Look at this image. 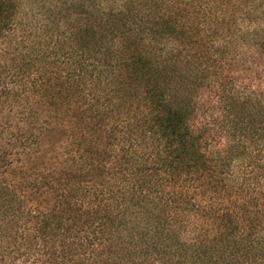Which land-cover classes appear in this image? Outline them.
Here are the masks:
<instances>
[{"label": "rangeland", "instance_id": "rangeland-1", "mask_svg": "<svg viewBox=\"0 0 264 264\" xmlns=\"http://www.w3.org/2000/svg\"><path fill=\"white\" fill-rule=\"evenodd\" d=\"M12 1L0 264H264L262 156L239 149L227 167L249 192L219 185L211 161H163L155 119L169 109L143 100L185 109L214 158L252 142L264 130V0ZM140 52L151 85L129 73Z\"/></svg>", "mask_w": 264, "mask_h": 264}, {"label": "trees", "instance_id": "trees-1", "mask_svg": "<svg viewBox=\"0 0 264 264\" xmlns=\"http://www.w3.org/2000/svg\"><path fill=\"white\" fill-rule=\"evenodd\" d=\"M13 3L14 2L12 0H0V36L5 31V29L8 28V24L10 23V18L14 17L13 14H15L14 12L15 4ZM127 21L128 19L124 20V23H127ZM139 55H140L139 59L142 60L143 64L141 63L138 65L139 67L142 66V68L136 70L135 66H133V68H130L129 73L132 74L134 77L142 76V80H140V85L142 81H144L146 85H151L148 79L150 78L149 73L150 71H152V65L149 63V61H147L146 58L147 55H145L142 52H140ZM143 100L146 110H152L153 112H157L161 114L163 108L169 109V113L167 117L161 116L162 118L157 117L155 119V123L158 124L163 129L161 138L164 141V148L159 151L160 153L166 149L162 155L163 161L167 160L171 155L173 156V160L176 159L178 161L179 165L186 164V161H190L194 167V164L196 162L201 163V160L204 161L206 164H208L209 161H211L213 162V164L209 170L213 174L217 175L219 185L221 186L225 185L224 187L225 189L230 188V189H234L237 192H241V190H245V189L247 190V192H249L248 187L246 185L248 183L246 182L245 184L243 178L241 177H239L240 180H237V182L235 183L232 177L236 175H233L232 174L233 171H230L229 169L230 167L229 168L227 167L231 165V160H233V154L235 153V151L239 149H244L242 153L248 155L251 154L249 153V151L253 147L254 148L253 151L256 152V156L254 157L255 160L257 156L259 155L262 156V158H259L257 160L263 161V163L261 164V168L262 170H264V130L261 132L259 129L260 133L256 134L251 138L252 142H249L248 144L244 143L231 147L228 152V157L226 158L225 161V157L214 158L208 154L209 152L207 151V146L209 144H206V147H204L206 142H204L203 135L200 133L199 130L196 131L193 128L192 124L189 122L190 115L185 111V109L183 108L174 109L172 107V104L170 103L168 104V102H166L165 99L162 102H159L158 100L152 101L144 97ZM208 149L211 150V147L208 146ZM219 150L220 152H223L224 148L222 149L219 148ZM228 182H232V185L226 186ZM254 191L259 192L263 196L262 200H264V193L262 191L257 190V188H255ZM49 214H51L53 223H56L57 214L52 213L51 211L49 212L46 211L42 214H39V217L45 219ZM262 215H264V212L258 211L257 217L254 218L258 219V216L260 217ZM54 226H56V224H54ZM111 230L116 231L117 228L115 229L114 227H112ZM94 232L96 231L93 230L89 233L84 234V239L86 241L89 240L87 246L93 245V247H95L96 244L100 245V243H95V236H91V235H95ZM102 237H104L103 239H105L104 233L99 237L97 241L99 242L100 240H102ZM119 238H121L120 235Z\"/></svg>", "mask_w": 264, "mask_h": 264}]
</instances>
